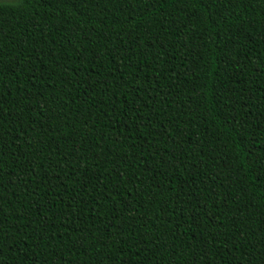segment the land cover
<instances>
[{
  "label": "trees",
  "instance_id": "1",
  "mask_svg": "<svg viewBox=\"0 0 264 264\" xmlns=\"http://www.w3.org/2000/svg\"><path fill=\"white\" fill-rule=\"evenodd\" d=\"M0 264H264V0L0 1Z\"/></svg>",
  "mask_w": 264,
  "mask_h": 264
},
{
  "label": "rangeland",
  "instance_id": "2",
  "mask_svg": "<svg viewBox=\"0 0 264 264\" xmlns=\"http://www.w3.org/2000/svg\"><path fill=\"white\" fill-rule=\"evenodd\" d=\"M0 1H11V0H0Z\"/></svg>",
  "mask_w": 264,
  "mask_h": 264
}]
</instances>
